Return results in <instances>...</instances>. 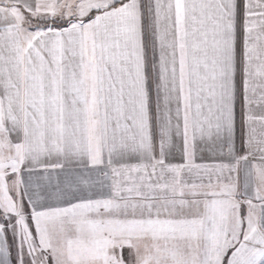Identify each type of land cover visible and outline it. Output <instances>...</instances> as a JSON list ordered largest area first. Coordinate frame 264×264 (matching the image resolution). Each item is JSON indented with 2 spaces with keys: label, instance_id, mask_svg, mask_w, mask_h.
Segmentation results:
<instances>
[{
  "label": "snow or ice",
  "instance_id": "6c2138e0",
  "mask_svg": "<svg viewBox=\"0 0 264 264\" xmlns=\"http://www.w3.org/2000/svg\"><path fill=\"white\" fill-rule=\"evenodd\" d=\"M0 264H264V0H0Z\"/></svg>",
  "mask_w": 264,
  "mask_h": 264
}]
</instances>
